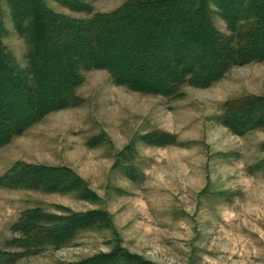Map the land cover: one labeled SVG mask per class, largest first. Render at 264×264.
<instances>
[{"label": "rangeland", "instance_id": "374dc122", "mask_svg": "<svg viewBox=\"0 0 264 264\" xmlns=\"http://www.w3.org/2000/svg\"><path fill=\"white\" fill-rule=\"evenodd\" d=\"M130 1L75 0L70 9L42 0L52 15L81 29ZM209 17L217 37L231 45L214 5ZM140 20L114 25L109 67L114 54H127V44L142 37L139 26L134 33L128 27ZM183 25L170 26L174 43ZM69 30L64 41L80 35ZM61 42L44 43L51 53L38 69L62 66L53 61L65 58L53 53ZM0 45L27 74L28 47L6 0H0ZM88 45L85 39L75 45L80 81L72 103L0 146V264H264V60L232 62L205 84L173 68L174 94L163 95L117 83L94 67L91 58L101 60ZM138 61L122 62L132 71ZM62 173L72 182L51 187ZM32 214L43 234L34 247L20 231ZM63 219L78 228L60 232ZM48 229L56 232L50 240Z\"/></svg>", "mask_w": 264, "mask_h": 264}, {"label": "trees", "instance_id": "16d2710c", "mask_svg": "<svg viewBox=\"0 0 264 264\" xmlns=\"http://www.w3.org/2000/svg\"><path fill=\"white\" fill-rule=\"evenodd\" d=\"M6 1L10 6L15 28L28 47L29 71L22 75L11 58L4 54L0 45V146L5 139L14 133L22 132L48 112L67 108L72 103L70 100L74 98L73 88L80 81L73 60L79 53L75 45L83 39L89 44V53L95 50L96 56L101 60L100 62L91 58L94 67L101 65L112 73L117 83L145 93L173 95L176 88L172 84L173 68L174 71L178 69L180 74L191 76L192 81L197 84H205L222 76L232 62L264 60V0H133L111 14L94 15L85 29H81L82 26L79 28L80 25L75 22L73 25L71 19L52 15L42 0ZM56 1L62 2L70 9L76 8L75 0ZM211 5L218 8L219 15L225 20L232 34L231 45H225L219 36L217 37V33H214L209 17ZM137 19H141L138 25L135 23L128 27L134 33L132 28L139 26L138 31L142 37H138L135 44H127V54H114L109 67L105 60L109 61L107 51L113 47L117 37L113 34L114 25ZM180 21H184V25L179 28L180 38L174 43V38L168 37L172 33L170 26ZM44 24L51 26L54 33L43 26ZM70 26L80 31V35L71 41H64L71 32ZM82 31L87 34L84 38L81 37ZM109 33L113 36L103 40L102 37ZM50 39L62 40L53 50V53L65 56L62 63L58 61L59 58L53 60L62 66L55 70L38 69L36 63L43 61L41 57L50 52V48L44 45ZM99 42H103L102 45H99ZM125 59L129 62L137 59L139 66L132 71L130 69V73L122 62L126 61ZM144 77L148 79L144 80ZM48 93L50 96L45 95ZM55 178L57 180L51 187L72 182V179L67 181L69 177L63 173ZM28 216L22 219L20 231L24 235L23 238L34 247L38 236L43 234L36 232L40 231L37 225L38 215ZM83 216L79 215L77 218ZM62 221L66 222V225H63L60 232L66 230L65 234H69L78 228L76 223L67 219ZM55 234V231L48 229L46 240H50ZM4 256L0 255L1 258Z\"/></svg>", "mask_w": 264, "mask_h": 264}]
</instances>
